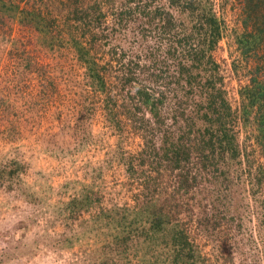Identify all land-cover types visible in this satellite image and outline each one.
I'll list each match as a JSON object with an SVG mask.
<instances>
[{"label":"trees","instance_id":"obj_1","mask_svg":"<svg viewBox=\"0 0 264 264\" xmlns=\"http://www.w3.org/2000/svg\"><path fill=\"white\" fill-rule=\"evenodd\" d=\"M125 32L137 50L111 43ZM0 37L8 73L19 64L46 79L41 53L55 49L78 89L52 81L50 95L73 125L101 115L135 144L122 159L135 190L102 214L121 232L97 264H125L137 241L143 254L164 250L136 264H233L239 245L264 264V0H0ZM178 188L197 193V215Z\"/></svg>","mask_w":264,"mask_h":264},{"label":"rangeland","instance_id":"obj_2","mask_svg":"<svg viewBox=\"0 0 264 264\" xmlns=\"http://www.w3.org/2000/svg\"><path fill=\"white\" fill-rule=\"evenodd\" d=\"M32 39L42 44V37ZM110 41L125 49L138 48L129 32L114 33ZM11 45L0 37V264H97L101 243L121 232V226H106L102 214L118 211L135 190L126 183L122 160L135 144L114 132L101 115H86L73 125L64 105L50 95L52 81L62 92L78 89L66 59L55 49L45 46L41 53L50 73L43 79L19 64L8 73L6 51ZM217 54L226 51L219 49ZM181 191L176 190L197 215L199 207L192 199L197 193ZM238 201L233 192V202ZM190 234L201 253L216 254L212 237ZM138 245L129 244L131 255L125 264L141 258L159 263L164 248L153 246L143 254ZM239 249L241 254L231 252L233 264H258V253L248 255L241 245Z\"/></svg>","mask_w":264,"mask_h":264}]
</instances>
